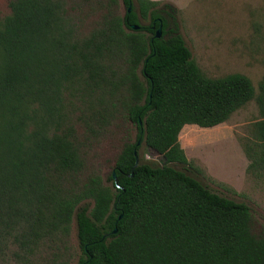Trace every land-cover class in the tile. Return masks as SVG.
Instances as JSON below:
<instances>
[{"label":"trees","instance_id":"trees-1","mask_svg":"<svg viewBox=\"0 0 264 264\" xmlns=\"http://www.w3.org/2000/svg\"><path fill=\"white\" fill-rule=\"evenodd\" d=\"M8 7L0 18V264H70L74 225L76 264H264V224L250 206L173 166L203 174L182 148L183 128L219 126L255 100L253 164L264 171V79L257 93L243 74L206 76L175 9L157 1ZM129 123L137 139L123 144L105 178L91 153ZM143 143L162 165L140 159Z\"/></svg>","mask_w":264,"mask_h":264},{"label":"rangeland","instance_id":"rangeland-1","mask_svg":"<svg viewBox=\"0 0 264 264\" xmlns=\"http://www.w3.org/2000/svg\"><path fill=\"white\" fill-rule=\"evenodd\" d=\"M159 7L176 11L179 32L204 74L222 78L243 74L251 79L257 93L264 79V0H152ZM9 0H0V18L8 15ZM168 5V6H167ZM126 7L121 1L120 13ZM148 25L150 21H141ZM261 119L256 101L236 112L229 121L213 128L187 125L180 143L187 158L202 170L180 164L173 165L201 181L215 193L245 203L252 209L258 225L264 224V171L253 164L257 158L254 124ZM136 126L129 123L116 131L91 155L94 165L106 176L115 165L125 142H135ZM142 161L162 165V156L147 148H139ZM234 190L235 193L230 191ZM76 264L81 256L74 225L70 237Z\"/></svg>","mask_w":264,"mask_h":264},{"label":"water","instance_id":"water-1","mask_svg":"<svg viewBox=\"0 0 264 264\" xmlns=\"http://www.w3.org/2000/svg\"><path fill=\"white\" fill-rule=\"evenodd\" d=\"M131 7L129 8V13L131 12ZM132 28L134 29V30H138L139 28H140V25H133L132 26ZM162 34H163V30H162V28H159L158 30H157V32H156V37L157 38H161L162 37ZM139 122H140V125L142 126L143 125V121L142 120H139ZM140 165V160H139V158H137V160H136V164H135V168H137L138 166ZM133 175V174H132ZM114 179L116 180V174L114 173ZM120 219H122V216L120 217ZM117 231H118V229H115L114 231H113V233L114 234H116L117 233Z\"/></svg>","mask_w":264,"mask_h":264},{"label":"flooded vegetation","instance_id":"flooded-vegetation-1","mask_svg":"<svg viewBox=\"0 0 264 264\" xmlns=\"http://www.w3.org/2000/svg\"><path fill=\"white\" fill-rule=\"evenodd\" d=\"M162 16H163L165 19L169 20V19H168V15H167L166 13H163ZM159 21H160V23H161V25H160L159 28H162V30H163V21H162V19H159ZM154 28H155V26H154ZM157 30H158V29H157ZM166 30H168V28H167ZM156 32H157V31H156Z\"/></svg>","mask_w":264,"mask_h":264}]
</instances>
